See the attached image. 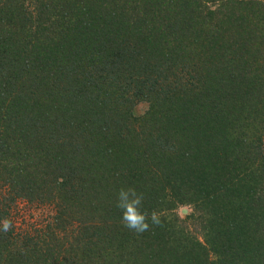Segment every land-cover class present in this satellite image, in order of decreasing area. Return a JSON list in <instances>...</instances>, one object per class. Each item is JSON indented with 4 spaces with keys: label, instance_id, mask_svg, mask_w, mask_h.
Masks as SVG:
<instances>
[{
    "label": "trees",
    "instance_id": "obj_1",
    "mask_svg": "<svg viewBox=\"0 0 264 264\" xmlns=\"http://www.w3.org/2000/svg\"><path fill=\"white\" fill-rule=\"evenodd\" d=\"M4 218L0 264H264V0H0Z\"/></svg>",
    "mask_w": 264,
    "mask_h": 264
},
{
    "label": "clouds",
    "instance_id": "obj_2",
    "mask_svg": "<svg viewBox=\"0 0 264 264\" xmlns=\"http://www.w3.org/2000/svg\"><path fill=\"white\" fill-rule=\"evenodd\" d=\"M143 200L144 194L134 187L121 188L115 205L121 211V223L137 234L149 230L150 224L162 226L161 217L155 210L150 213L141 210ZM11 228V220L8 218L0 220V231L7 233Z\"/></svg>",
    "mask_w": 264,
    "mask_h": 264
},
{
    "label": "rangeland",
    "instance_id": "obj_3",
    "mask_svg": "<svg viewBox=\"0 0 264 264\" xmlns=\"http://www.w3.org/2000/svg\"><path fill=\"white\" fill-rule=\"evenodd\" d=\"M148 106L149 103L147 101L145 100L138 101L134 105L133 112L136 116H143L147 112L149 108ZM24 209H25V214L28 216L27 219H32V218L38 219V216L40 215L41 216L48 215V212H43V210H41L39 206L27 204L26 207H24ZM176 211L180 216H185L186 214L192 212V208L188 204L180 205L176 208Z\"/></svg>",
    "mask_w": 264,
    "mask_h": 264
}]
</instances>
